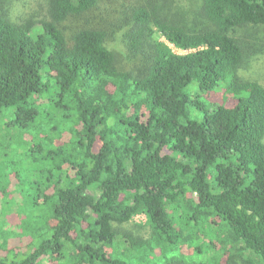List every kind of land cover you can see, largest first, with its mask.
<instances>
[{"label": "trees", "instance_id": "trees-1", "mask_svg": "<svg viewBox=\"0 0 264 264\" xmlns=\"http://www.w3.org/2000/svg\"><path fill=\"white\" fill-rule=\"evenodd\" d=\"M44 1V18L13 20L0 0V134L19 154L0 264H264V86L241 76L256 51L234 37L264 43V0H198L191 22L139 0L128 68L102 29L60 27L100 0ZM136 215L147 237L114 228Z\"/></svg>", "mask_w": 264, "mask_h": 264}, {"label": "rangeland", "instance_id": "rangeland-1", "mask_svg": "<svg viewBox=\"0 0 264 264\" xmlns=\"http://www.w3.org/2000/svg\"><path fill=\"white\" fill-rule=\"evenodd\" d=\"M169 12L176 19L183 22H191L200 12L198 0H168ZM160 6L164 0H158ZM140 4L139 0H100L94 9L69 16L61 25L64 36L67 40L83 28H99L107 35V46L112 50L122 68L132 66V62L124 55V45L121 42V35L128 27L129 13ZM2 7V6H1ZM3 7L7 10L10 18L17 20L19 18H27L33 16L36 19L44 18L45 1L44 0H3ZM2 7V8H3ZM163 8V7H162ZM153 37L161 40L158 33L154 30ZM234 37L241 41L242 45L248 51H256V54L248 59L247 66L241 71V76L246 79L256 80L264 86V43L260 40V35L256 29L251 27L236 28ZM173 52L182 54L183 52L170 46ZM130 62V63H129ZM186 93L192 97L199 94L200 100L211 108L213 104H220L221 87H217L211 93H201L195 84L187 87ZM198 115L192 114V117ZM1 121V120H0ZM264 142V138H263ZM13 131L2 130L0 134V188L12 185L13 179L11 175L15 173V160L19 154L16 151ZM22 152L21 149H19ZM25 180V174L21 175ZM146 219L143 215L134 216L128 223L121 226H114L119 233L130 234L135 237H147L148 229L145 227ZM25 242H22L24 245ZM27 254L24 251L18 260Z\"/></svg>", "mask_w": 264, "mask_h": 264}]
</instances>
